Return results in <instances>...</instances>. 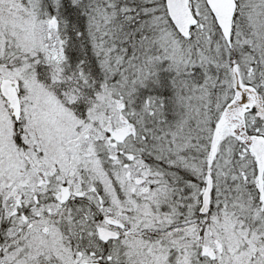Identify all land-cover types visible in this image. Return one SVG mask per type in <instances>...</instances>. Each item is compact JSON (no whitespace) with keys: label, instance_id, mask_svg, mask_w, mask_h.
I'll return each instance as SVG.
<instances>
[{"label":"snow or ice","instance_id":"obj_1","mask_svg":"<svg viewBox=\"0 0 264 264\" xmlns=\"http://www.w3.org/2000/svg\"><path fill=\"white\" fill-rule=\"evenodd\" d=\"M0 264H264V0H0Z\"/></svg>","mask_w":264,"mask_h":264}]
</instances>
